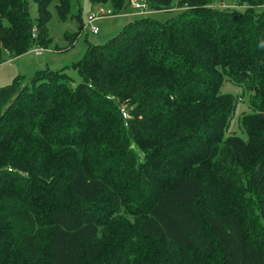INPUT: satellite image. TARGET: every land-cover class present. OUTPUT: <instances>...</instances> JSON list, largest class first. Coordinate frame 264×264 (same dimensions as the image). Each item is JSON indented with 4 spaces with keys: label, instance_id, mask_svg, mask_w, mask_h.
<instances>
[{
    "label": "trees",
    "instance_id": "obj_1",
    "mask_svg": "<svg viewBox=\"0 0 264 264\" xmlns=\"http://www.w3.org/2000/svg\"><path fill=\"white\" fill-rule=\"evenodd\" d=\"M32 1L35 22L0 0V64L51 43V0ZM130 1L89 0L139 17L0 88V264H264V0Z\"/></svg>",
    "mask_w": 264,
    "mask_h": 264
},
{
    "label": "rangeland",
    "instance_id": "obj_2",
    "mask_svg": "<svg viewBox=\"0 0 264 264\" xmlns=\"http://www.w3.org/2000/svg\"><path fill=\"white\" fill-rule=\"evenodd\" d=\"M26 1L28 2L29 16L35 22L37 19L36 4L32 0ZM215 1L218 4L234 5L229 0ZM134 2L132 0V3ZM69 3L70 7L65 21H61L56 12L57 0H51L48 7L50 19L47 24V35L51 39V43L45 48L42 47L43 52L40 55H35L33 52V49L40 48L35 46L30 51L16 58H6L10 61L0 64V88L11 85L14 80L25 82L38 71L58 72L70 67L84 56L90 45L106 43L110 38L119 33L127 21L133 20L134 17H139L134 15V17L125 18L114 15L99 19L95 22L99 28V32L98 34H92L84 26L87 16L92 12H96L95 8H93L89 0H70ZM132 3L130 4L131 6ZM101 7L110 9L108 4H103ZM257 11L261 10L257 9ZM176 13H180V11L174 10L172 14L151 11L149 15L163 22ZM65 71L74 80L75 84L80 81V77L75 70L68 69ZM223 92L230 93L236 100V105L225 129V135H235L244 139L246 136L242 129V119L253 113L248 103L249 93L246 91L244 84L234 86L230 80L224 83Z\"/></svg>",
    "mask_w": 264,
    "mask_h": 264
},
{
    "label": "built area",
    "instance_id": "obj_3",
    "mask_svg": "<svg viewBox=\"0 0 264 264\" xmlns=\"http://www.w3.org/2000/svg\"><path fill=\"white\" fill-rule=\"evenodd\" d=\"M135 1L134 3H132V7L133 8H142L143 4L142 0H133ZM96 12H92L90 15H88L87 17V21L85 22V26L84 28L86 30H89L92 34H98L99 32V28L98 26H96L95 22L99 19L105 18L107 16H111V10L108 8H103V7H98L96 10ZM35 33V30H33V34ZM33 52L35 53V55H40L43 52L42 48H37V49H33ZM10 61V60H7ZM122 116L124 118H127L128 115L126 112L122 111Z\"/></svg>",
    "mask_w": 264,
    "mask_h": 264
},
{
    "label": "crops",
    "instance_id": "obj_4",
    "mask_svg": "<svg viewBox=\"0 0 264 264\" xmlns=\"http://www.w3.org/2000/svg\"><path fill=\"white\" fill-rule=\"evenodd\" d=\"M123 23H124V22H123ZM123 23H122V24H123Z\"/></svg>",
    "mask_w": 264,
    "mask_h": 264
}]
</instances>
